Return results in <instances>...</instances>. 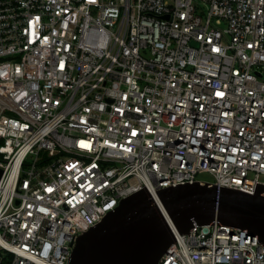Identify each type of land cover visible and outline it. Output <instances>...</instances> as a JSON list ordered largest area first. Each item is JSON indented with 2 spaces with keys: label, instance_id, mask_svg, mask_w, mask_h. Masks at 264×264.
<instances>
[{
  "label": "built area",
  "instance_id": "obj_1",
  "mask_svg": "<svg viewBox=\"0 0 264 264\" xmlns=\"http://www.w3.org/2000/svg\"><path fill=\"white\" fill-rule=\"evenodd\" d=\"M203 172L264 184V0H0V264H67L122 198ZM204 227L158 264H264Z\"/></svg>",
  "mask_w": 264,
  "mask_h": 264
},
{
  "label": "water",
  "instance_id": "obj_2",
  "mask_svg": "<svg viewBox=\"0 0 264 264\" xmlns=\"http://www.w3.org/2000/svg\"><path fill=\"white\" fill-rule=\"evenodd\" d=\"M234 226L264 245V184L255 192L208 181L153 190L146 183L78 235L67 264H158L181 233L199 224Z\"/></svg>",
  "mask_w": 264,
  "mask_h": 264
},
{
  "label": "rangeland",
  "instance_id": "obj_3",
  "mask_svg": "<svg viewBox=\"0 0 264 264\" xmlns=\"http://www.w3.org/2000/svg\"><path fill=\"white\" fill-rule=\"evenodd\" d=\"M198 178H199L200 180H204V181L212 182V180H213V175L210 174L209 172H203V173H200V174L198 175Z\"/></svg>",
  "mask_w": 264,
  "mask_h": 264
}]
</instances>
